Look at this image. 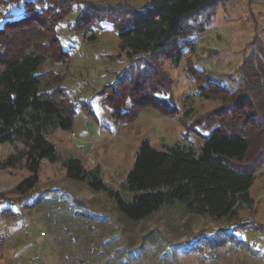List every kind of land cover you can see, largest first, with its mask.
Masks as SVG:
<instances>
[{"label": "rangeland", "instance_id": "374dc122", "mask_svg": "<svg viewBox=\"0 0 264 264\" xmlns=\"http://www.w3.org/2000/svg\"><path fill=\"white\" fill-rule=\"evenodd\" d=\"M149 1L77 0L57 27L61 46L70 56L61 64L48 60L44 71L64 78L62 97L76 103L74 125L71 131L57 130L49 136L58 162H42L39 184L25 196L16 193L29 176L25 167L2 166L22 146L0 147V264H264V168L250 189L253 207L240 209L234 220L193 214L175 202L132 221L108 193L67 177L63 164L77 158L87 171L98 169L103 182L131 202L127 176L141 143L147 140L162 150L164 145L188 140L198 147L207 132L201 127L193 130L197 120L223 105L219 99L200 95L188 75L190 62L211 79L227 84L226 78L237 75L244 56L259 44L264 46V0H235L228 9H220L204 34L195 37V50H185L180 65L164 67L175 81L171 106L178 113L169 117L147 109L132 123L118 122L103 105L101 91L129 65L120 50L115 26L119 20L104 22L86 36L70 27L86 3L129 5L143 11ZM22 14V9L0 0V28ZM254 40L257 43L251 45ZM256 153L253 146L249 159Z\"/></svg>", "mask_w": 264, "mask_h": 264}, {"label": "trees", "instance_id": "16d2710c", "mask_svg": "<svg viewBox=\"0 0 264 264\" xmlns=\"http://www.w3.org/2000/svg\"><path fill=\"white\" fill-rule=\"evenodd\" d=\"M7 1L5 6L22 9L23 14L0 28V147L22 146L2 166L25 167L29 176L16 188L25 196L39 184L42 162H58L49 136L73 129L76 103L62 97L64 78L44 71V66L48 60L68 61L70 54L61 46L57 27L77 0ZM234 1L150 0L143 11L129 5L86 3L70 30L86 36L104 22L119 20L115 26L120 50L129 61L118 79L101 91L113 119L132 123L147 109L174 117L178 113L171 106L175 81L164 67L180 65L184 51L195 50V37L204 34L220 9H228ZM188 75L202 97L223 103L197 120L193 130L201 127L207 132L200 146L185 140L158 150L143 141L127 176L126 189L133 194L129 203L103 182L98 169L87 171L77 158L63 164L67 177L108 193L132 221L175 202L214 220H234L240 209H251L250 189L264 168V46L259 44L244 56L237 75L226 78L227 84L211 79L191 62ZM253 146L257 153L250 160Z\"/></svg>", "mask_w": 264, "mask_h": 264}]
</instances>
